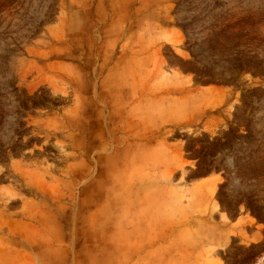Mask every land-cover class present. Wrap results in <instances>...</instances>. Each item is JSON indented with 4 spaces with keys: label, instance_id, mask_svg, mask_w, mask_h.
Here are the masks:
<instances>
[{
    "label": "rangeland",
    "instance_id": "rangeland-1",
    "mask_svg": "<svg viewBox=\"0 0 264 264\" xmlns=\"http://www.w3.org/2000/svg\"><path fill=\"white\" fill-rule=\"evenodd\" d=\"M0 264H264V0H0Z\"/></svg>",
    "mask_w": 264,
    "mask_h": 264
}]
</instances>
